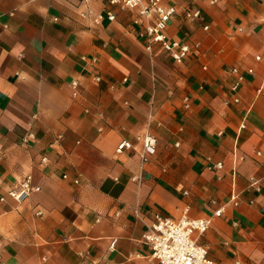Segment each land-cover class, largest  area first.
<instances>
[{
    "label": "crops",
    "instance_id": "0c3cea01",
    "mask_svg": "<svg viewBox=\"0 0 264 264\" xmlns=\"http://www.w3.org/2000/svg\"><path fill=\"white\" fill-rule=\"evenodd\" d=\"M163 4L181 63L150 55L134 11L107 0H0V262L158 264L143 232L187 205L223 206L199 238L211 259L264 264V0ZM145 131L157 145L141 166ZM26 176L38 190L18 202L7 192Z\"/></svg>",
    "mask_w": 264,
    "mask_h": 264
},
{
    "label": "built area",
    "instance_id": "2783aa9c",
    "mask_svg": "<svg viewBox=\"0 0 264 264\" xmlns=\"http://www.w3.org/2000/svg\"><path fill=\"white\" fill-rule=\"evenodd\" d=\"M82 1L89 3L101 0ZM107 3L110 6L134 11L135 16L132 18V23L137 27V35L143 41L144 48L150 55H152L153 46L158 44L162 52L166 53L175 63H181L185 59L189 52L187 43L180 40L170 41L165 33L168 22L176 12L174 5H164L163 0H107ZM198 16L199 11L186 13V17L189 19H195ZM104 18L113 21L115 15L110 9L96 13L93 23L100 24ZM231 71L236 73L237 68L232 67ZM247 72L252 73V69H248ZM98 79L96 78V80ZM243 79L244 75L238 74L237 81L231 89L236 91ZM71 86L75 89L77 82L72 81ZM75 94L76 91L74 90L73 95ZM233 101L238 102L239 99L234 97ZM241 127H244V125L241 124ZM139 140L141 147L138 154L142 166L156 152L157 140L148 131H145L139 137ZM131 147L130 141L123 139L117 144L115 150L120 153ZM221 166L219 162L215 164L216 168ZM250 186L258 190L259 181L256 179L251 180ZM36 190H38V187L32 186L31 177L26 176L21 181L14 183L7 194L19 202ZM229 203L237 205L239 203L238 195L233 193L229 198ZM222 212L223 206L214 210L211 217L190 218L188 216V206L186 205L178 218L155 214L142 235L143 242L151 248L150 257L157 260L158 264H243L240 260L216 262L210 258L208 248L199 242V238L208 230L212 217H219ZM116 241L117 238L115 237L110 239L109 250L114 249ZM0 264L4 263L0 262Z\"/></svg>",
    "mask_w": 264,
    "mask_h": 264
}]
</instances>
